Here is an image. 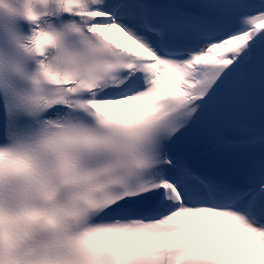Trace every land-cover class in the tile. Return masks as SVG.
Wrapping results in <instances>:
<instances>
[{"label": "snow or ice", "instance_id": "6c2138e0", "mask_svg": "<svg viewBox=\"0 0 264 264\" xmlns=\"http://www.w3.org/2000/svg\"><path fill=\"white\" fill-rule=\"evenodd\" d=\"M0 264H264V0H0Z\"/></svg>", "mask_w": 264, "mask_h": 264}]
</instances>
